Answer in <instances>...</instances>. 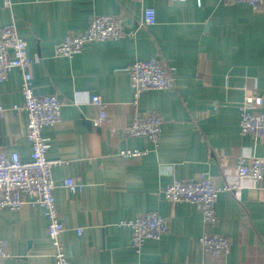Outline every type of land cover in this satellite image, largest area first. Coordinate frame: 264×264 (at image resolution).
<instances>
[{
	"label": "crops",
	"instance_id": "obj_1",
	"mask_svg": "<svg viewBox=\"0 0 264 264\" xmlns=\"http://www.w3.org/2000/svg\"><path fill=\"white\" fill-rule=\"evenodd\" d=\"M153 8L156 23H144ZM119 18L128 35L92 42L72 58L56 57L55 46L85 32L94 16ZM15 24L34 61L37 95L65 100L61 120L43 129L53 168L60 235L71 264H264V177L222 191L216 223L204 222L190 203L172 204L164 190L173 180L192 181L207 173L217 188L235 182L240 157H264V138L241 135L239 106L250 94L264 100V9L222 0H0V32ZM158 59L173 77L168 91H144L138 99L129 68ZM22 72L0 82V148L31 160L27 115L21 110ZM100 95L107 119L95 127ZM264 113V104L260 108ZM135 112L158 113V142L123 132ZM89 122V124L87 123ZM140 155L125 156L122 152ZM67 178L81 184L75 192ZM143 212L164 217L168 232L147 240L138 253L132 232L121 225ZM204 233L231 242L227 256L203 252ZM0 240L11 255L2 264H55L48 220L40 206L0 211Z\"/></svg>",
	"mask_w": 264,
	"mask_h": 264
},
{
	"label": "built area",
	"instance_id": "obj_2",
	"mask_svg": "<svg viewBox=\"0 0 264 264\" xmlns=\"http://www.w3.org/2000/svg\"><path fill=\"white\" fill-rule=\"evenodd\" d=\"M141 1V0H138ZM227 4H248L255 12L264 9V0H222ZM8 5L10 0H5ZM144 23L154 25L156 12L153 8L144 11ZM128 33L122 21L115 16H94L88 29L83 33H71L55 46L56 57L72 58L80 54L84 47L92 42L119 40ZM34 61L27 54V43L19 35L13 23L0 32V82L9 78V74L19 69L22 72L21 92L25 103L21 110L27 115V138L32 144L31 160L23 161L17 152L6 154L0 148V211L20 209L25 206H40L48 220V234L55 249V264H71L67 259L60 235L65 231L61 222L54 195L53 168L60 160H50L47 152L49 139L43 135V129L54 126L61 120L65 100L56 95H37L34 91L32 67ZM131 86L138 99L142 92L149 90L168 91L174 88L173 77L166 72L165 66L158 59L137 61L129 68ZM91 103L99 110V116L93 120L95 127L102 126L107 119V104L100 95H93ZM263 97L256 92L245 98L239 106L241 135L264 138ZM4 109L0 107V113ZM162 118L156 112L141 115L135 112L131 122L123 132L129 137H148L158 142L162 131ZM125 156H137L140 152H122ZM264 177V157H240L237 165L235 182L227 183L224 188H217L207 173L195 180H173L164 190V197L172 204L190 203L203 215L204 222L216 223L215 203L222 191L233 193L245 180L259 184ZM62 186L75 192L81 184L77 178H67ZM121 225L132 232L131 243L136 252H140L147 240H160L169 230L167 220L154 212H143ZM203 252L215 258L227 256L231 251V242L219 234L204 233L199 239ZM11 255L0 240V264Z\"/></svg>",
	"mask_w": 264,
	"mask_h": 264
},
{
	"label": "water",
	"instance_id": "obj_3",
	"mask_svg": "<svg viewBox=\"0 0 264 264\" xmlns=\"http://www.w3.org/2000/svg\"><path fill=\"white\" fill-rule=\"evenodd\" d=\"M89 124V122H87Z\"/></svg>",
	"mask_w": 264,
	"mask_h": 264
}]
</instances>
